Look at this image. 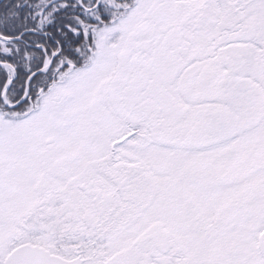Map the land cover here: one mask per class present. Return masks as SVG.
I'll return each mask as SVG.
<instances>
[{
    "label": "snow or ice",
    "instance_id": "obj_1",
    "mask_svg": "<svg viewBox=\"0 0 264 264\" xmlns=\"http://www.w3.org/2000/svg\"><path fill=\"white\" fill-rule=\"evenodd\" d=\"M0 264H264V0H0Z\"/></svg>",
    "mask_w": 264,
    "mask_h": 264
}]
</instances>
